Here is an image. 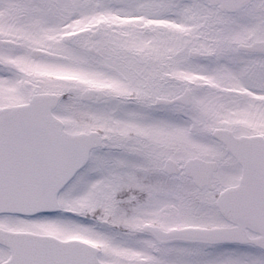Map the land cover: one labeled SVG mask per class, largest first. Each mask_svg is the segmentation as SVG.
Wrapping results in <instances>:
<instances>
[{"label": "snow or ice", "instance_id": "1", "mask_svg": "<svg viewBox=\"0 0 264 264\" xmlns=\"http://www.w3.org/2000/svg\"><path fill=\"white\" fill-rule=\"evenodd\" d=\"M0 264H264V0H0Z\"/></svg>", "mask_w": 264, "mask_h": 264}]
</instances>
